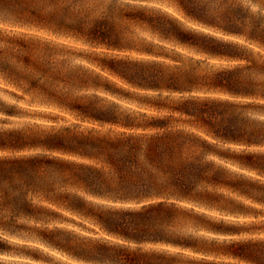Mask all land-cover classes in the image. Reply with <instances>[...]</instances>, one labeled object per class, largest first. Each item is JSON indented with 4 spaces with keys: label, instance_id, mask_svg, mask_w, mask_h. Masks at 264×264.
I'll return each instance as SVG.
<instances>
[{
    "label": "trees",
    "instance_id": "1",
    "mask_svg": "<svg viewBox=\"0 0 264 264\" xmlns=\"http://www.w3.org/2000/svg\"><path fill=\"white\" fill-rule=\"evenodd\" d=\"M0 264H264V0H0Z\"/></svg>",
    "mask_w": 264,
    "mask_h": 264
},
{
    "label": "rangeland",
    "instance_id": "2",
    "mask_svg": "<svg viewBox=\"0 0 264 264\" xmlns=\"http://www.w3.org/2000/svg\"><path fill=\"white\" fill-rule=\"evenodd\" d=\"M67 215H69V214H67Z\"/></svg>",
    "mask_w": 264,
    "mask_h": 264
}]
</instances>
